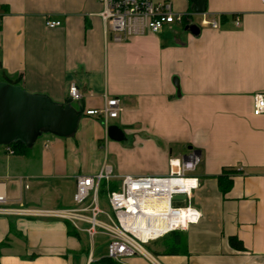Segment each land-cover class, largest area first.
<instances>
[{"label":"crops","instance_id":"crops-1","mask_svg":"<svg viewBox=\"0 0 264 264\" xmlns=\"http://www.w3.org/2000/svg\"><path fill=\"white\" fill-rule=\"evenodd\" d=\"M166 1L198 15L190 0ZM205 1L201 22L183 25V34L173 26L115 44L105 36L97 0H0V82L19 81L26 92L62 105L73 84L83 95L73 102L83 110L75 136L38 140L20 155L0 147L7 207L72 208L76 177L97 174L110 156L120 178L165 177L172 160L196 151L199 222L149 243L145 256L116 263L264 264V115L253 114L255 95L264 94V2ZM48 18L63 25L48 29ZM205 19L220 28L202 25ZM106 96L120 100L109 127L124 140H111L102 120L85 115L103 108ZM70 227L0 215V264H107L95 258L94 241Z\"/></svg>","mask_w":264,"mask_h":264},{"label":"built area","instance_id":"built-area-1","mask_svg":"<svg viewBox=\"0 0 264 264\" xmlns=\"http://www.w3.org/2000/svg\"><path fill=\"white\" fill-rule=\"evenodd\" d=\"M97 1L101 6L99 16L104 24L105 36L115 44H124L147 34L158 35L175 25L183 26L185 19L190 17L189 13L176 12L173 4L166 0ZM234 19L236 26L240 27V16H234ZM45 23L48 29L63 25L61 20L51 18ZM202 25L220 28L216 19H205ZM69 97L73 102L83 99L75 84L69 89ZM254 101L253 114L264 115V94H256ZM121 111L120 100L106 96L103 108L87 110L85 115L102 120L108 128ZM8 152L15 154L10 148ZM201 164L202 157L192 151L183 160L171 161L168 176L120 178L105 161L97 174L76 177L74 207L42 210L20 204L10 208L7 207V197L0 194V215L59 219L69 223L78 233L86 234L91 241L104 236L108 247L107 258L120 263L126 258L145 256L144 246L199 222L201 213L193 205V193L199 186L194 174ZM115 181L119 182V187L111 191L110 186ZM103 188L111 213L102 207L100 194ZM176 195L186 196L185 207L173 205Z\"/></svg>","mask_w":264,"mask_h":264},{"label":"water","instance_id":"water-1","mask_svg":"<svg viewBox=\"0 0 264 264\" xmlns=\"http://www.w3.org/2000/svg\"><path fill=\"white\" fill-rule=\"evenodd\" d=\"M190 1L195 4V14H206L205 0ZM82 116L83 110H77L72 99L62 105L48 96L30 94L20 86L0 82V147L20 141L32 148L43 133L71 138L76 135ZM108 136L114 141L125 139L114 126L108 128ZM173 200L175 207L186 206L185 195H176Z\"/></svg>","mask_w":264,"mask_h":264},{"label":"rangeland","instance_id":"rangeland-1","mask_svg":"<svg viewBox=\"0 0 264 264\" xmlns=\"http://www.w3.org/2000/svg\"><path fill=\"white\" fill-rule=\"evenodd\" d=\"M202 17H203V15H192V17L188 18V25L192 26L193 23L199 24L201 22ZM174 27H175L174 28L175 30H178V33H175L176 35L183 34V26L182 25H175ZM47 137L48 138H50V137L52 138L54 136L51 135V134H47V133L41 134L40 138L38 139L40 144ZM109 141H110V139L108 140V142ZM103 151L106 152V146L105 145L103 146ZM106 162L112 166V162L113 161H112L111 156L108 158V160H106ZM115 183L119 184L118 181H115ZM102 191H103V189H102ZM100 198L102 200L101 203H102L103 209H105L106 211L111 213L110 206H109V204L107 202V199H106V193L105 192H101ZM90 246H91L90 249L93 250L95 258L97 260H101L103 258H107L108 257V247H107V244H106V238L104 236L96 237V239L94 240V244L93 245L90 244ZM144 247L147 248V246H144Z\"/></svg>","mask_w":264,"mask_h":264},{"label":"trees","instance_id":"trees-1","mask_svg":"<svg viewBox=\"0 0 264 264\" xmlns=\"http://www.w3.org/2000/svg\"><path fill=\"white\" fill-rule=\"evenodd\" d=\"M187 23H188V20L185 19V21H184V26H186ZM1 81H2V82H6V83H10V84H12V85H16V86H18L19 83H20L19 81H12L11 79H9V78H7V77H4ZM7 147L10 148L11 150H13L14 153L17 154V155L24 154L26 151H28V148H27L22 142H20V141H18V142H14V143L8 145ZM232 173H237V172H232ZM221 179H222V177H221ZM227 183H228V184H227V186L224 187V190H228V189L230 188V185H231L232 182L229 181V182H227ZM118 187H119V184L113 182V183L111 184V186H110V189H111V191H115V190L118 189ZM102 192H105V189H104V188H103V191H102ZM69 232H70V234H72V235H74V236H76V237H79V233H78L73 227H70V228H69ZM174 233H175V232H174ZM230 241H231V244H232L234 247H236L237 249H240V250L243 249L242 242L239 241L237 238L232 237V238L230 239ZM103 262H106L107 264H117L115 261H113V260H111V259H109V258H105V259H103Z\"/></svg>","mask_w":264,"mask_h":264}]
</instances>
